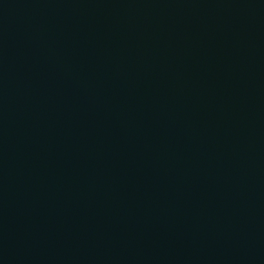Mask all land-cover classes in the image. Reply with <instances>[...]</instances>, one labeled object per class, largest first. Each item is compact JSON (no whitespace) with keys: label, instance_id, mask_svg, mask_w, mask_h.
Returning a JSON list of instances; mask_svg holds the SVG:
<instances>
[{"label":"water","instance_id":"water-1","mask_svg":"<svg viewBox=\"0 0 264 264\" xmlns=\"http://www.w3.org/2000/svg\"><path fill=\"white\" fill-rule=\"evenodd\" d=\"M0 264H264V0H0Z\"/></svg>","mask_w":264,"mask_h":264}]
</instances>
